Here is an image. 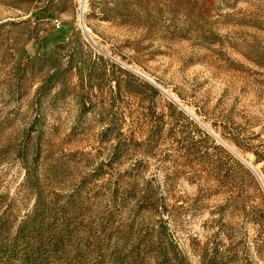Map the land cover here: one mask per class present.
I'll return each mask as SVG.
<instances>
[{"label": "rangeland", "instance_id": "rangeland-1", "mask_svg": "<svg viewBox=\"0 0 264 264\" xmlns=\"http://www.w3.org/2000/svg\"><path fill=\"white\" fill-rule=\"evenodd\" d=\"M264 0H0V264H264Z\"/></svg>", "mask_w": 264, "mask_h": 264}, {"label": "water", "instance_id": "water-1", "mask_svg": "<svg viewBox=\"0 0 264 264\" xmlns=\"http://www.w3.org/2000/svg\"><path fill=\"white\" fill-rule=\"evenodd\" d=\"M240 157V156H239ZM240 159L253 171V173L256 175V177L258 178V180L260 181L262 187L264 188V182L261 179L260 175L258 174V172L255 170V168L248 163L244 158L240 157Z\"/></svg>", "mask_w": 264, "mask_h": 264}]
</instances>
